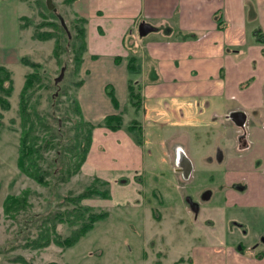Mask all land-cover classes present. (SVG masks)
Listing matches in <instances>:
<instances>
[{"label": "rangeland", "instance_id": "obj_1", "mask_svg": "<svg viewBox=\"0 0 264 264\" xmlns=\"http://www.w3.org/2000/svg\"><path fill=\"white\" fill-rule=\"evenodd\" d=\"M5 1L10 2L13 8V0ZM25 2L26 10L20 13L28 15V22L22 20V23H27L26 27L21 30L17 28L20 35H10L11 41L9 35L2 41L13 44V41L20 40L18 50L21 56L26 55L40 63V70L47 73L46 83L60 74L62 66L66 67L57 86L42 91L37 107L40 111H48L47 118L54 126L59 125L68 135L73 134L72 127L77 117L67 107L66 96H61L56 106L50 99L51 93L56 95L65 87L69 88L70 93L73 92L71 82L77 81V75L72 70V55L69 52L62 53L60 62H57L52 56L54 41L43 42L32 37L33 25L48 20L49 14L44 8L40 11L37 0ZM53 4L56 7L55 14L60 22L63 20L68 26L71 36L73 31L69 23L76 15L73 6L64 4L63 0H53ZM4 10L6 8L2 6L3 25ZM132 36L127 33V41ZM10 70L13 82L7 98L9 108H0V264H24L12 260L17 256H22L30 264H264V258H254L258 253H264V210L255 220L241 225V204L236 205V208L234 205L233 208H227L223 199V176L230 167L238 168L241 162L247 163L257 154L264 160V134L254 130L256 151L249 156L242 159L226 157L224 161H218L219 149L226 153L237 151L241 146L238 138L243 133L233 122H229L231 124L226 127L223 117H213L212 109L204 101L191 106L190 113L185 105L182 110L184 115L180 119L164 110L163 102L160 103L162 112L159 114L163 117L144 121L145 137L142 134L140 136V145L144 143V167L141 172L134 176L135 179L128 177L131 176L129 173L123 174L114 183L111 180L114 178L112 172L102 171L103 178L99 179L104 181L102 189L108 190L109 196L86 198L82 204L97 211H106L107 216L96 221L93 228L75 244L66 249L53 243L39 250L24 248L23 237L36 236L38 222L31 224L30 218L21 214L16 218L5 214L2 202L6 194H18L30 189L32 207L29 216L42 215L56 208L63 197L85 189L94 180V173L82 176L76 173V176L57 186L52 184V179L50 185L44 186L20 173L16 165L20 136L18 101L25 74L32 70L22 63L11 65ZM64 112L69 114L68 119L63 117ZM50 113H54L57 122ZM141 113L142 108L136 118ZM132 115L134 117L135 113ZM182 129L187 133L176 138L188 140L189 137L188 147L195 161V167L187 178L180 172H177L179 175L175 174L167 152L169 142L163 141L173 131ZM132 135L137 142L136 132ZM214 149L218 150L212 156ZM44 156L42 166L51 162L55 149ZM189 200L198 204L197 213L193 212ZM57 228L63 230L65 225L58 224ZM241 244L245 247L244 251H241ZM11 245H15V248H11Z\"/></svg>", "mask_w": 264, "mask_h": 264}, {"label": "crops", "instance_id": "obj_2", "mask_svg": "<svg viewBox=\"0 0 264 264\" xmlns=\"http://www.w3.org/2000/svg\"><path fill=\"white\" fill-rule=\"evenodd\" d=\"M13 1V8L10 2L0 1V64L8 69L18 65L21 57L20 40L12 44L10 35H20L17 28L21 30L22 17H28L20 13L26 10L25 0ZM2 6L6 8L5 25ZM70 6L75 16L87 19V50L78 75L82 84L75 93L82 117L93 124L109 114L123 112L124 118L119 129L98 126L93 130L78 175L93 172L94 178L102 179V171L107 170L114 175V183L128 173L135 179L144 167V143L134 141L125 126L142 108L141 119H136L145 137L144 121L163 117L159 114L161 102L164 110L180 119L185 105L190 109L204 101L213 117H223L226 127L232 122L229 115L240 111L244 124L238 129L244 139L236 152L219 149L221 159H242L256 151L253 132L264 134V0H76ZM143 22L153 30L141 36L139 25ZM127 33L133 35L130 41ZM7 35L9 43L2 41ZM131 57L136 58L133 70L128 69ZM129 82L140 87L138 112L129 105ZM108 89L113 91L118 107L113 106ZM184 133V129L173 131L163 141L169 142L167 152L175 174L181 173L178 167L183 160L191 168L190 176L195 161L188 147L189 137L176 138ZM261 157L252 156L238 168L230 167L223 176L224 205L236 208L241 204V225L255 220L264 210Z\"/></svg>", "mask_w": 264, "mask_h": 264}, {"label": "trees", "instance_id": "obj_3", "mask_svg": "<svg viewBox=\"0 0 264 264\" xmlns=\"http://www.w3.org/2000/svg\"><path fill=\"white\" fill-rule=\"evenodd\" d=\"M76 0H63L66 5H71ZM40 11L44 8L49 14L48 20H43L39 24H34L32 37L39 41H54L52 56L60 62L62 53H71L73 72L77 75V81L71 82L73 92H69V88L65 87L56 95L50 94L52 104H58L61 96H66L68 108L72 114L77 117L75 124L73 123V134L66 133L61 126H54L47 116L48 111L38 110L37 104L40 103L42 91H47L51 87H56L54 80L46 83L47 73L40 70V63L31 60L28 56L20 57V63L28 66L32 71L25 74L23 86L19 95L18 103V125L20 127V136L18 143V155L16 165L20 173L28 176L37 183L48 186L51 183L59 185L67 182L72 176L79 172L82 164L86 160L87 153L92 142L93 130L98 126H103L110 130H116L124 126L123 112L117 114H109L103 118L98 124L87 122L83 119L79 103L76 99V90L81 86L82 80L78 78L83 56L86 48V24L87 19L81 16H75L69 23L73 34L69 37L61 22L59 21L55 11L47 8L45 1L37 0ZM42 8V9H41ZM56 8V7H55ZM42 16L43 14L39 12ZM44 18H46L44 16ZM28 17L23 16L22 20L28 22ZM55 19H58L56 21ZM26 22L22 23L26 27ZM30 25V24H29ZM68 27V26H67ZM187 36V35H185ZM191 36V35H189ZM118 61V57L115 58ZM136 66V58L131 57L128 60V69L133 70ZM42 71V72H40ZM12 72L6 66L0 64V108L6 110L9 108L7 98L12 90ZM5 95L2 97V95ZM107 94L113 104L118 107L117 99L111 89L107 90ZM35 98L33 102L32 99ZM128 99L129 105L138 112L141 106L140 87L132 82L128 83ZM65 113V112H64ZM52 115V119L57 122V118ZM1 116V113H0ZM69 114L63 116L68 119ZM62 117V118H63ZM2 124L0 120V125ZM127 131L136 132V140L140 143L141 125L136 118L131 119L125 126ZM55 149V156L50 163L42 166L45 161V154ZM104 181L98 177L77 194H69L63 197L57 203V207L51 209L45 214H32L29 216V209L32 207L30 202V189H24L18 194L8 193L3 199V212L13 218L18 215L29 217L31 224L38 222L36 227V236L23 237L25 243L22 245L28 249H43L51 243L66 249L75 244L83 235L93 228L96 221L107 216L106 211H97L92 207L83 205L82 200L93 198L95 196L107 198L109 191L102 189ZM65 225L63 230H58L57 225ZM15 245H11V248ZM243 247L241 246V250ZM264 253H258L256 257H263ZM15 262L30 264L22 256L12 259Z\"/></svg>", "mask_w": 264, "mask_h": 264}, {"label": "water", "instance_id": "obj_4", "mask_svg": "<svg viewBox=\"0 0 264 264\" xmlns=\"http://www.w3.org/2000/svg\"><path fill=\"white\" fill-rule=\"evenodd\" d=\"M46 2V5H47V8L49 10H52V11H56V8L53 4V0H45ZM61 24L63 26V28L65 29V31L67 32L68 36L70 37V34H69V31H68V28L67 26L65 25V23L63 22V20H61ZM153 30V28L146 22H143L139 25V34L141 36L145 35L146 33H148L149 31ZM65 66H62L61 67V70H60V74L54 78V83L57 84L63 77V74H64V71H65ZM234 116H238L240 118V121L236 122L235 124L239 127H241L243 124H244V121H243V118L241 119V116L243 117L242 113L240 111L238 112H233L229 115V118H231L233 120ZM185 177H187L188 175V171H185ZM264 241V239H263Z\"/></svg>", "mask_w": 264, "mask_h": 264}, {"label": "flooded vegetation", "instance_id": "obj_5", "mask_svg": "<svg viewBox=\"0 0 264 264\" xmlns=\"http://www.w3.org/2000/svg\"><path fill=\"white\" fill-rule=\"evenodd\" d=\"M231 119V118H230ZM231 121L235 124L236 122H238V121H240V118L238 117V116H234V118H233V120L231 119ZM236 125V124H235ZM239 127V126H238ZM240 132H241V128H240ZM244 139V135L242 134V136L240 135L239 136V138H238V140H239V142H240V145H241V141ZM220 151V150H219ZM216 152H217V150L215 151V155H216ZM221 157H222V153H221V151L219 152V160L218 161H223L222 159H221ZM178 170H181V174L183 175V173L185 174V171H190L191 170V168H190V166H189V164L187 163V161H181V165H180V167H178ZM185 176V175H184ZM187 177H189L188 175H187ZM187 177H185V178H187ZM206 197H208V193H207V195H206ZM190 201V200H189ZM190 205H191V208H192V210H193V212L194 213H197L198 212V204L197 203H194L193 201L191 202L190 201Z\"/></svg>", "mask_w": 264, "mask_h": 264}]
</instances>
